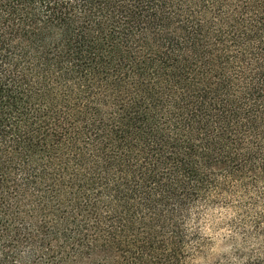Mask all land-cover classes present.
<instances>
[{"label":"trees","instance_id":"1","mask_svg":"<svg viewBox=\"0 0 264 264\" xmlns=\"http://www.w3.org/2000/svg\"><path fill=\"white\" fill-rule=\"evenodd\" d=\"M0 264H264V0H0Z\"/></svg>","mask_w":264,"mask_h":264},{"label":"rangeland","instance_id":"2","mask_svg":"<svg viewBox=\"0 0 264 264\" xmlns=\"http://www.w3.org/2000/svg\"><path fill=\"white\" fill-rule=\"evenodd\" d=\"M202 227H203L202 232L205 233V235L210 236V235H211V232H210V234H209V231H207V225H205V224L203 223V224H202ZM223 249H224V247H223V245H222L221 240H218V242H217V244H216V246H215V248H214V252H215L216 254H219V252H220V251H223Z\"/></svg>","mask_w":264,"mask_h":264}]
</instances>
